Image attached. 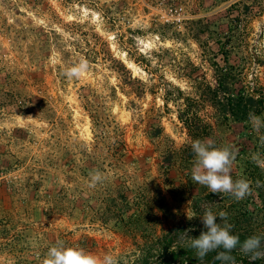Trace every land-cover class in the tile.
Instances as JSON below:
<instances>
[{
	"label": "rangeland",
	"instance_id": "obj_1",
	"mask_svg": "<svg viewBox=\"0 0 264 264\" xmlns=\"http://www.w3.org/2000/svg\"><path fill=\"white\" fill-rule=\"evenodd\" d=\"M169 5L189 18L162 24L154 8ZM82 59L89 71L69 80L65 69ZM216 64L264 90V0H0V264H40L58 240L119 264L148 250L146 264H159L158 236L200 221L205 206L224 211L230 194L194 208L211 192L193 181L194 140L164 99L172 86H214ZM199 115L211 123L200 140L238 150L232 178L264 194L251 160L264 156V129L217 117L205 101ZM95 169L106 179L90 188ZM250 228L264 235V221Z\"/></svg>",
	"mask_w": 264,
	"mask_h": 264
},
{
	"label": "trees",
	"instance_id": "obj_2",
	"mask_svg": "<svg viewBox=\"0 0 264 264\" xmlns=\"http://www.w3.org/2000/svg\"><path fill=\"white\" fill-rule=\"evenodd\" d=\"M223 59L226 60L224 57ZM112 61L116 70L123 68L122 71L124 70L125 74L123 73L122 81L124 84L138 93L142 92L143 84L137 78L131 77L120 61ZM214 79L216 82L214 86L210 84L203 85L200 82L195 83L192 95L184 94L178 86H172L176 89L177 94L167 92L168 96L164 98L165 103H167V100L178 103L177 118L186 129L188 137L192 140L202 139L209 133L207 127H210L211 123L203 122L199 115L201 104L204 101L208 102L215 109V112H218L219 116L217 117L222 119L232 117L236 120H246L249 112H254L264 119V90L262 88L249 85L238 86L237 74L234 68L230 66L216 64ZM254 175L252 178L256 180ZM215 195L217 194L210 193L207 197L195 201L194 208L200 209L203 205L202 202L214 207ZM222 199L220 202L225 205L224 212L227 213L228 223L232 225L233 234L238 235L241 241L254 234L264 237L263 233L249 229L254 223L258 224L264 221L263 193L250 194L242 200H236L228 195L222 196ZM198 217H201V215ZM219 221L220 219L217 218V222ZM201 223V220L194 219L184 224L175 225L158 236L153 242L152 253H154L155 259L159 260V264H200L196 258L195 250L188 246L187 240H182L180 237L183 236L185 230L191 228L193 231L189 232V236L198 238L201 231L204 230L199 225ZM147 253L148 250L143 251L138 257L140 264L148 263ZM216 254L217 252L209 253L204 260V264H221L220 261L214 260ZM232 254L236 258V264H264V259L250 261L247 256L240 253L239 247Z\"/></svg>",
	"mask_w": 264,
	"mask_h": 264
},
{
	"label": "clouds",
	"instance_id": "obj_3",
	"mask_svg": "<svg viewBox=\"0 0 264 264\" xmlns=\"http://www.w3.org/2000/svg\"><path fill=\"white\" fill-rule=\"evenodd\" d=\"M88 71L89 64L87 60L82 59L66 68L64 75L69 80L79 79ZM17 119L21 121L33 120L31 116L25 119L20 115H17ZM248 120L257 133L264 129V119L256 113L249 112ZM259 139L260 143L264 145V135H261ZM191 149L195 156V162L191 169L193 181L206 186L211 193L230 194L236 200H242L251 194V181L244 178L234 180L231 175L238 150L230 146L217 147L211 138L194 140ZM251 160L264 170V156L260 152L253 153ZM89 178L88 187L90 188H95L98 183H102L106 179L105 174L99 169L91 171ZM255 183L257 187H264V184L259 180ZM186 214L189 220L193 218L189 208L186 209ZM217 218L220 219V223H217ZM200 219L204 230L201 231L198 238L189 236V232L193 231L191 228L185 230L183 236L180 237L182 240H187L188 246L195 250L196 258L200 264H204L205 258L212 252H217L214 260L220 261L221 264H236V258L232 253L238 247L240 253L247 256L250 261L264 259V237L254 234L241 241L238 235L233 234L232 225L228 223L226 212L220 211L217 214L211 207L205 206ZM40 264H119V262L110 253L101 258L83 249L66 246L63 241L58 240L54 246L48 249Z\"/></svg>",
	"mask_w": 264,
	"mask_h": 264
},
{
	"label": "built area",
	"instance_id": "obj_4",
	"mask_svg": "<svg viewBox=\"0 0 264 264\" xmlns=\"http://www.w3.org/2000/svg\"><path fill=\"white\" fill-rule=\"evenodd\" d=\"M154 11L162 24H179L189 18L181 5H169L166 8L156 7Z\"/></svg>",
	"mask_w": 264,
	"mask_h": 264
}]
</instances>
